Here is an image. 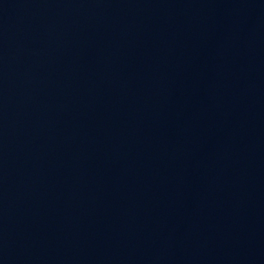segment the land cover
I'll use <instances>...</instances> for the list:
<instances>
[{"label":"water","instance_id":"water-1","mask_svg":"<svg viewBox=\"0 0 264 264\" xmlns=\"http://www.w3.org/2000/svg\"><path fill=\"white\" fill-rule=\"evenodd\" d=\"M0 264H264V0H0Z\"/></svg>","mask_w":264,"mask_h":264}]
</instances>
